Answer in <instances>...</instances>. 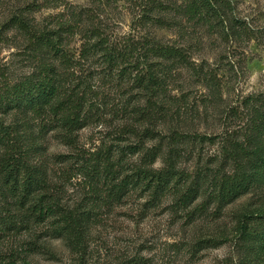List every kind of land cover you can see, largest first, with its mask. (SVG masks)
<instances>
[{"label": "rangeland", "instance_id": "1", "mask_svg": "<svg viewBox=\"0 0 264 264\" xmlns=\"http://www.w3.org/2000/svg\"><path fill=\"white\" fill-rule=\"evenodd\" d=\"M209 1L220 17L205 23L185 15L192 0H0V89L47 65L64 106L82 112L78 129L52 117L41 132L48 121L30 119L27 128L20 114L0 111V121L34 141L28 144L38 148L59 209L4 243L0 264H264V185L223 207L207 203L206 193L212 177L234 172L225 147L244 140L255 99L264 98V0ZM13 19L30 30L76 25L61 32L64 60L37 52L31 35L9 25ZM98 36L117 51L133 43L182 49L190 68L150 59L170 78L153 98L135 85L136 69L123 70V61L111 69L103 52L85 56ZM174 134L191 137L176 146L188 182L160 197L141 184L115 196L138 168H165ZM256 142L252 149L264 145ZM155 147L161 153L153 164L145 154ZM197 185L201 195L185 202ZM13 248L21 260H9Z\"/></svg>", "mask_w": 264, "mask_h": 264}, {"label": "trees", "instance_id": "2", "mask_svg": "<svg viewBox=\"0 0 264 264\" xmlns=\"http://www.w3.org/2000/svg\"><path fill=\"white\" fill-rule=\"evenodd\" d=\"M184 13L190 19H199L205 23L210 21L211 14L220 17V12H217V8L209 0H192L191 4L184 8ZM9 25L31 35L30 40L35 44L37 52H44L60 60H64L66 56L63 33L72 34L76 28V25L69 24L61 26L58 31L30 30L21 19L11 20ZM98 37L96 44L85 46V56L90 58L98 52H103L111 69L118 68L119 63L123 61L126 65L123 70L130 68L137 70L138 74L134 77L135 85L153 98L165 94L170 78L164 69L154 68L150 59H161L172 67L179 65L190 68L187 55L182 49L160 44L133 43L125 50L117 51L112 50L103 43L100 36ZM1 40L0 36V42ZM53 71V67L44 65L37 77L14 85L7 83L3 89H0V111L4 114L13 112L20 114L24 118V127L27 128H30L28 125L30 119V121H48L41 128V132L49 127L52 117L59 119L63 128L67 130L78 129L82 123L81 109L64 106V101L60 99V84ZM255 102L258 104L251 109L253 118L248 132L243 136L244 140L229 141L228 146L225 147V159L233 162L234 172L211 178L209 192H206L207 203H217L218 207L227 206L249 193L255 185H264V145L260 143L256 148H251L252 144H257V140L264 139V98H256ZM197 138L206 140L204 137ZM168 139L172 148L168 153L165 168L158 172L138 168L132 174L131 180L127 177L117 185L115 196L121 195V192L127 191L130 186L136 187L141 184L151 186L156 197H160L182 186V181L188 182L187 174L178 168L177 161L180 154L176 146L185 143L191 137L174 134ZM208 140L213 141L211 138ZM30 142L34 143L29 135L20 134L16 129L0 121V147L4 150L0 158V248L6 242L16 243L24 232L31 233L36 227L44 225L59 213L56 200L49 191L51 185L49 174L44 163L37 160L40 156L38 148L30 147L28 144ZM132 153L136 154L138 150ZM160 153L158 147L147 150L145 159H149L154 164ZM200 192V185L190 186L182 195V199L191 202L201 195ZM21 252L20 248H13L9 260H21ZM0 260H6L2 258L1 250Z\"/></svg>", "mask_w": 264, "mask_h": 264}]
</instances>
